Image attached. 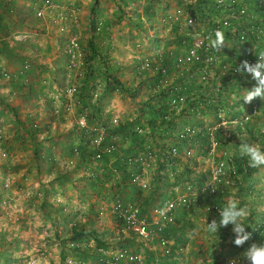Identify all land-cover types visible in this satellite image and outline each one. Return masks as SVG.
<instances>
[{
    "label": "built area",
    "instance_id": "2783aa9c",
    "mask_svg": "<svg viewBox=\"0 0 264 264\" xmlns=\"http://www.w3.org/2000/svg\"><path fill=\"white\" fill-rule=\"evenodd\" d=\"M198 2L203 4L201 10L193 6ZM34 16L42 25H56L59 31L68 34V80L64 88L53 93L54 102L57 104L54 111L60 114L62 110L70 113L77 109L75 127L82 136L81 143L84 154L87 156V170H90L98 162L111 160L116 156L130 173L128 177L130 185L139 187L141 190L150 189L157 173L156 163L159 157L149 144L134 152L123 149L119 135L121 116L109 109L99 107L107 84L97 81L87 98L88 100L84 98L83 79L86 74L87 52L81 45V33L76 28L79 23L78 10L61 5L57 0H38L34 4ZM162 22L165 23V35L169 36L170 40H177L179 48L175 52L173 47L162 45L150 50V47L147 49L141 42H136L132 55L134 71L139 75L148 74L151 76L150 80L159 77L160 85L156 83L153 86L150 83L151 90L155 89L156 92H159L163 88L167 89L170 94V107L179 115L178 125L173 134L177 136L179 142H187V144H184V149L180 151L177 143L176 145L170 142L166 155L161 158L165 164L176 169L179 162L177 158L181 156V152H184V156L187 157L193 155L194 146L185 148V145L193 143L198 146L203 139L207 138L210 144L209 154L213 156V163L201 185V190L214 198L216 195L224 193L238 176L235 160L231 154L225 151L219 158L215 157L218 156L216 150L220 147L219 134L229 130L226 126L228 123L244 132L247 130L248 124L263 113L264 102L262 100L257 98L251 103H245L242 98L247 89L254 88L257 82L250 74H242L235 69L244 60L255 64L259 59L258 54L264 52V0H192L188 3L182 2L167 12L163 16ZM181 24L184 26L178 27ZM104 27V21L99 20L95 31L100 32L104 30ZM218 28L225 32L226 44L216 52L210 47L208 37L214 38L215 30ZM153 35L151 33V37ZM102 56L100 63L104 65L106 57ZM30 67V63L25 62L16 70L1 68L0 75L7 82L14 83L15 86L18 82H22L21 89L18 88L26 90L29 85ZM173 74L176 75L177 82L169 77ZM224 86L236 88L237 94L232 91L227 92L235 97V104L230 103L229 97L224 94L222 96L225 97L224 101L215 104L213 120L207 121L209 120L207 119L197 123L180 121L182 110L185 108L193 110L194 115H208L207 108L206 111H200L204 107L201 104L206 101L209 102L207 104H210V100L213 101L211 95L207 93L214 90L213 96L219 99V93H223ZM18 88L11 91L13 96H19ZM114 90H119V87H115ZM204 90H207V93H204ZM197 99L200 106L194 108L190 104V100ZM261 103L263 104L261 105ZM226 104H231V106ZM33 125L38 126V123L33 122ZM134 130L141 135L146 132L139 125ZM2 152V157L7 159L9 153ZM72 157L74 159H70L69 163L76 165L75 160L81 157V149L78 146L73 148ZM221 166H223V170L216 177L217 191L212 192L211 185H208L206 189V184L212 178L213 171L220 169ZM13 179L10 170H5L3 174H0L3 192H8L13 184ZM119 180L123 179L119 176ZM177 187L175 186L173 190L174 196L171 195L160 203L154 204L148 212L140 200H127L120 195L114 197V202L109 208H101L98 212L99 215H103L106 210L107 213L112 214L123 232H131L145 240L156 237L162 250L161 258L157 255L156 259L152 260L143 253L128 247L119 248L113 244L97 245L84 242L85 240L80 242L73 239L69 242L68 247L71 250L74 247L77 248L76 255L64 254L63 264H167L163 259L172 253L171 241L167 232L176 223L179 211L186 205L189 196L188 190L193 189L192 184L187 183L184 186L187 192L180 194L177 193ZM3 195L0 206L4 209L6 217L11 219L10 213L15 212L16 206L11 201L9 193H3ZM207 207L208 210L219 216L218 208L221 206L217 202L212 200ZM249 233H251L250 238L252 239L253 231ZM85 251L87 254L83 253ZM56 253L55 249L41 247L37 256L33 257L32 264H60L55 261Z\"/></svg>",
    "mask_w": 264,
    "mask_h": 264
},
{
    "label": "rangeland",
    "instance_id": "374dc122",
    "mask_svg": "<svg viewBox=\"0 0 264 264\" xmlns=\"http://www.w3.org/2000/svg\"><path fill=\"white\" fill-rule=\"evenodd\" d=\"M57 1L61 5H64L62 1H59V0ZM180 1L184 3H188L192 0H179V2L177 0H92L94 7L93 9L91 8V15L90 17L88 16V19H87L89 27L87 26V31L86 30L83 31L84 33L88 35H84L81 33L78 27L79 23L76 26L78 31L81 33V45L87 52L86 62L89 63V58L91 56V43H92L91 40L94 41L93 44H95L96 46L97 45L99 46V54L101 56L103 55L106 57V61H105L106 68H102L103 65H101L102 67L101 68L99 67L97 70H95L92 77H88L87 74L90 73V71H88V67H86V71H85L86 74L83 79V83H84L83 92L91 94L93 87L95 86L96 82L99 79H101L102 81L105 79L112 83V85L109 87V91H112V88H115L118 86L119 90H116V91L114 90L116 93L115 95L118 96V100H120V102L122 101L124 103L123 105H125L126 112L129 111L130 113V114L127 113L129 114V116L127 115V117H123V118L121 117V124H124V125L120 127L119 135H120V139H121L120 142L122 144L123 149L125 151L129 150L128 152H130L131 150L130 144H132L135 141L132 138L134 137V132H135V131L133 132V130L138 125L142 126L144 130H146V132L144 133L143 137L140 136V140L142 141H139V145H137L135 149L139 150L140 148H144L145 146H147V144L151 145V147L153 148V150L156 152L157 156L159 157L156 163V167L158 166V169L161 172L159 171L158 174L165 173L170 176V181L169 182L167 181L168 184L165 187L159 186V189H158L157 187H155L157 184H152L150 189L144 190L143 192H141V195H139L141 198V202L150 201L156 197V201L153 204H155L156 202H161L163 199L171 196L167 194L173 193V189L170 192V187L172 185L171 173L174 171L175 168L170 165L167 166L161 159L163 157L162 150H164L165 145H166V143L164 144L163 142L165 141L173 142V141L170 139H167L166 137L162 138V136H159L158 134L159 129L149 125V122L147 119L148 115H146V113H148L150 109L147 106L146 102L150 100L148 98L152 94L151 88L148 83L149 80L151 79V76H149L148 74L139 75L134 71V67L132 64V59H133L132 55L134 52L133 51L134 47L132 49H130L129 47H126L122 51L120 49H121V46L125 47L129 44L133 46V44H136V42L138 41L141 42L143 46L150 47L151 48L150 50H154L158 47H161L162 45H160V43L158 44L155 43V42H159L158 41V39H160L159 36L154 38L155 33H153L154 35L152 37L146 38L145 34H147L148 32L156 31V32H160L162 35H165V31H164L165 23L162 22V18L163 16H165L167 12H169L176 6H179V3H182ZM103 7H104V11L102 12L101 9H103ZM147 8H151V10H153L156 15H155V19L153 20V22L149 24L147 29H145L143 26L141 27L139 23H141L140 22L141 17L145 15V11ZM117 14L119 16L118 21H115L116 18L113 19V16L116 17ZM129 14H133V17H130L131 20H129V17H128ZM106 17L108 19L105 21L104 18ZM97 20L104 21V25H105L104 30L100 32L95 31ZM32 26H35L40 29L44 27V25L41 24V26H39L36 23L34 24L32 23ZM183 26L184 24H181L178 27L181 28ZM112 28L116 30L117 35L114 33L115 31H113ZM47 29L56 30L58 28L56 27V25H48ZM43 32L44 30H42V34H45ZM111 35H114L116 37V40H114V42L116 44L118 42L119 47L116 45H113V47L110 45L108 48L105 47L109 43L113 44V41L111 42L112 40ZM53 36L55 39L56 35H53ZM45 37L46 36H42V39H45ZM167 37L169 38V36ZM12 39L15 40L13 36H12ZM30 39H31V42H30L31 47H29V50L36 51L35 46L33 49V44L38 45L41 42H38V40L34 41L32 37H30ZM61 39L63 42H65V39L63 37ZM9 43L10 42H7L8 51L11 52L9 50ZM19 50L24 51V52L22 51L19 52V56H18L20 57V60L23 58L22 59L23 61L25 57L28 55V53H26L25 48L23 49L19 48ZM112 66H115V70L111 69ZM1 68H0V74H1ZM122 68H125V71L123 73H118V71H121ZM169 77H172V75H170ZM112 79H116V80H112ZM1 82L5 83L7 81L2 77ZM8 83L11 85L13 84L12 82H7V85ZM7 85H3L4 88H6L5 86ZM132 87L138 88L137 89L138 91L135 92V96H132L130 94L131 90L125 91V88H132ZM17 88L18 87H13V89H17ZM31 88L32 87L28 86L26 90L22 89V91L18 88L19 97L20 96L22 97V94H20V91L23 93V96H26V93L29 92ZM35 89L36 91H41V90H38L37 87L33 88V90ZM204 91L206 93V90ZM231 91L237 94L236 88L234 89L231 88L229 92ZM30 94L31 93H29V95ZM32 94H34V92H32ZM227 95L230 99V103L235 104L236 99L233 98V96L230 95L229 93ZM2 103L3 102H1L0 104V146H1L0 148V174H3L5 170H10L13 174L14 179H13V184L11 188L8 190V192H3V190L1 189V183H0V200L2 199L1 196L3 195V193L4 194L9 193L11 197V201L13 202L14 206H16V210L15 212L10 213L12 218L8 219L6 215L4 214V209L0 206V237L2 236H7L8 238L16 237L17 238L16 244H18L19 247L16 248L17 245L16 246L11 245L9 250H11L13 254L6 256V257L0 256V264H32L33 257L35 258L37 256L38 250L41 247L55 249L57 251L54 257L55 261L57 263L60 262V264H63L62 260H63L64 254H75L76 255V252L74 250H71L68 247V244L64 243L65 242L64 240H60V242L58 243L52 240L53 239L52 232H54V228L50 226L53 229V231H51L52 229H49L50 227L48 225L50 223L51 224L53 223L54 218H51L50 220L48 218L46 219L45 216H43V215H47L43 213L44 211L40 212L38 207H36L35 205L34 207L32 205L31 207L29 206L30 202L29 200H27V198L31 196V191H29L28 189H32L34 183H38V181H34V179H32L31 171H29V168H25L24 166L20 165V162L15 159L17 154L16 152H14V149H16L14 147L15 144H13L14 140L11 141V139H6V135L9 136V134H7L8 130L7 129L3 130V128L4 126H9L10 122H14L13 116L16 114V111L13 108V105H11L10 103L8 102L5 103V106H2ZM28 106L29 104L27 102V107ZM202 106H204L205 109L207 108L205 105H202ZM27 107L26 106L24 107L23 112L27 111L25 109ZM19 110H21V108H19ZM76 112H77V109H74V113ZM20 115L23 116L21 111H20ZM208 117L209 116L207 115H195V117H193V119L195 120H191V121L197 123V122L205 121L209 119ZM213 119L214 118L211 116V118L207 121H210ZM33 122L34 121H32V123ZM226 126L228 127L229 130L228 131L226 130L225 132L220 133L218 136L219 141L222 142L223 144L220 143V147L216 150V153L218 154V156H215L216 158H219L223 154V152L227 151L229 154H231L232 158L235 160V157L237 156V154H239V145L243 143V140L250 142V143H259L261 147L264 148V133L260 132V128L264 126V110L261 115L256 117L252 122L248 124L247 130L244 132L237 130V128H235L234 125H232L231 123H228ZM13 127H15V125H12V128ZM125 132L128 135L127 134L126 136L122 135ZM259 133L262 134L261 135L262 137L257 139V137L255 136ZM15 134L16 132L13 133V135ZM2 139L4 140L3 143H2ZM205 142L207 143L204 144ZM200 144L202 145L199 146L201 147L199 149H197L198 148L197 145H194L193 143H188V145H185V148L187 146L188 147L194 146L193 155H191L190 157L184 156V152H181V157H180L179 162L181 160L183 161V164L181 166L183 167L184 171L182 174L183 175L185 174L188 176L186 182H188V184H192L193 186V189L188 190L187 192V190L184 187L186 182L185 183L182 182L183 186L180 185L182 187L181 190L183 189L182 193L187 192L189 194L186 205H184L183 210L185 212L190 211L194 213V216L199 218L198 222L204 227L206 223H204L203 221L206 219L209 221V223L211 222L212 219L219 220L217 214L208 210L207 205H209V203H211L212 200L213 202H217L223 207L228 198L235 197V198H238L242 203H246L250 207L251 214L258 212L255 215L256 223H258V220L261 217L264 218V166L255 168L254 171H252V172H256V174L259 173V175H261L260 179H256L257 175H255L254 186L251 187L250 186L251 184L249 185L248 181L243 180L244 178L243 175L239 174L237 177V180L235 179L233 184L230 187H228L224 193H222L221 195H216L214 198L210 197L205 192L200 191L201 189L200 186L204 182L205 178L203 177L205 176L206 173L207 174L209 173V168L212 167V163H213L212 157L213 156L209 155V150H208L209 144H208L207 138L203 139ZM4 145H7V148ZM162 145H163V148H162ZM55 147L57 148V146ZM26 148L29 149L28 146H26ZM2 151H7L9 153V157L7 159L2 157L1 155V153H3ZM82 156L83 155H82V150H81V157ZM61 164L62 165H59L56 170L59 172H62L60 173L61 176L64 175L65 172L70 173L72 177H70L69 179H70L71 186L73 187L71 189L80 191L81 190L80 188L83 184V181L80 179L82 178L86 170L84 171L83 167L81 166L77 167L75 166V164L74 165L70 164L69 160L67 162H62ZM106 165L107 164H104L102 167ZM92 168H95V165ZM115 169H117V167L116 168L114 167V170ZM103 172L106 175V178L104 177L103 179H107V180L106 181L104 180V182H100V185L104 186L105 188H112L118 185L116 183L119 180V176L113 177V181H112V179H110L111 175H109L112 171L103 170ZM103 172L99 171L98 172L99 176H102L101 174ZM116 173L118 175L120 174V177H123L122 171L119 172L117 170ZM158 174L156 173V175ZM87 175H89L91 179H94L95 175H92V176L90 174H87ZM176 176L178 179H180V176L178 175ZM25 177H27V179ZM201 177L203 178L202 182H200ZM18 178L26 182L23 187L20 186L19 184L20 182L18 181ZM166 179L169 180V177H167ZM90 182L93 183L94 181L92 180ZM25 189H26V192L23 193ZM41 197L42 196L38 195L36 198L38 201L44 202L46 199L41 198ZM36 198H34L33 200H36ZM108 199H109L108 201L105 199L106 202L111 203L112 202L111 199H113V197L111 198V196L110 197L108 196ZM19 201L23 202L24 207L26 206V209H25L26 213L23 215V217H22V214L20 213L21 210L19 211V208L21 206L20 205L21 203L19 204ZM38 201H35L36 205L38 204ZM253 204L256 206L254 209V212L252 211L253 207H251ZM152 206L153 205H151L149 208H151ZM96 207L97 206H95V208ZM187 215L190 216L188 213ZM77 216L79 217V220H80L81 217L79 213L77 214ZM97 216L98 215L95 213V211H92L89 214H86V219L88 218L90 220H94L95 222L96 220H100V221L106 220V218L95 219ZM65 218L68 219V223L64 225L62 224V226L64 227L72 226L74 217L70 216V218L68 217H65ZM65 218L63 219L67 222ZM57 220H60V219L58 218ZM85 221L87 222L88 220H85ZM110 221L112 222L114 229L112 232L110 230H104L103 232H106V233L104 234L105 237H102V238L108 240L109 245L113 244L119 248L120 247L127 248L128 247L127 240L129 237H131V235L128 236V234L131 232H123L121 227L118 225L117 221L114 218H112V220ZM248 222L250 221L247 219L245 221L246 225L249 224ZM101 224L103 225L105 224V222H101ZM102 225H99V226H102ZM85 226H86L85 223L82 224V227H85ZM186 226L188 228V232L190 233V235H194L195 237H193L192 239H190L189 237L188 239H186V242L182 243L183 245L179 244L181 243L179 240V237H176L174 235V234H177V232L172 231V229L168 230L167 233L171 241L172 253L170 256L165 257L163 259L167 264H230V261L234 259L237 260L239 264H247V261L243 258V253L247 250L250 243L249 244L245 243L242 247L235 246L232 243V240L234 239V233L232 232V225L220 228L221 230L220 232L214 233V235L216 236L214 235L208 236V230L205 229L206 227L205 228L198 227V223L196 222V219H193V220L190 219ZM195 227H198L200 234H202L203 232L207 233V237L205 236V237L200 238V237H197L196 234H193L191 230H193ZM94 228H97V227H94L93 225V227L90 226L88 227V229L86 228V230L89 231ZM257 228H259V226H257ZM262 228H264V224L262 225ZM36 231H38L42 235L38 234L35 239V242H30L29 240L32 239V236L34 237V235L37 233ZM262 233L264 235V231ZM22 240H27L28 242L22 243ZM36 240H40V241H36ZM93 240H94V237L89 239V241L88 240L87 241L88 243L90 242V243L95 244ZM87 241H84V242H87ZM263 242H264V239H263ZM180 249L181 250L184 249L186 251L189 250V251H192V253H186V252L183 253V251L180 252ZM195 249H198V250H195ZM45 264H49V263H45Z\"/></svg>",
    "mask_w": 264,
    "mask_h": 264
},
{
    "label": "crops",
    "instance_id": "0c3cea01",
    "mask_svg": "<svg viewBox=\"0 0 264 264\" xmlns=\"http://www.w3.org/2000/svg\"><path fill=\"white\" fill-rule=\"evenodd\" d=\"M38 0H0V68H5L8 70H16L19 69L25 62L29 61L31 68L29 69L28 75H29V87L31 88V92H27L26 96H23V93L20 91V94H22V97L16 96L14 97L10 90H13V87H19L21 89L22 82H18L16 86L14 83L11 85L7 82L2 83V77L0 76V104L2 103V106H5V103H10L13 105V108L16 111V116H13L14 122H10L9 126H4L3 130H8V135H6V139H11V141L14 140L13 144L16 149H14V152H16L15 159L20 162V165L24 166L25 168H29V171H31V177L34 179V181H38V183H34L32 189H28L31 191V196L27 198L29 200V206L31 205L34 207H38L40 212L44 211L43 215L47 219L54 218L53 223L49 224L48 226L54 228V232H52V237L55 242H60V240H64V243L69 244L71 240H73V235L76 232H79L82 228V224H86L85 228L88 229V227L94 225V228L98 233L101 234V237H105L104 234L106 232H103L104 230H110L113 231L114 227L110 220H112L113 215L110 213H107L105 210L103 215H99V211L101 208H109L113 202L114 197L116 195H120L122 198L127 200H140L141 198L139 195H141V192L144 190H141L139 187L132 186L128 182L127 179H129V171L124 167L123 164L120 163V160H117V157L114 156L111 160L107 159V161L98 162L95 165V168H91L90 170H87V156L83 154V156L79 159H76V165L77 167L81 166L83 167L85 173L82 176L80 180L83 181V184L81 186V190H72L73 188L70 183V177L71 174L68 172H65L64 175L61 176L60 173L56 169L59 165H62V162H67L70 159H74L72 156V148L78 145V147L83 148L81 144V138L80 132L75 127V119L76 114L74 111L68 113L64 110L61 111L60 114L55 113L54 107L57 106V104L54 102L53 99V93L57 90H60V88H64L66 81L68 80V73H67V65H68V55H67V36L68 34H65L63 32H59L58 29L56 30H50L47 29L48 26L42 27V29L37 28L35 26H32V23H36L37 25L41 26L40 22L35 18L34 16V4ZM64 3L65 6H70V8H75L78 10V16H79V29L82 34L88 35L84 33L83 31H87L88 24V16L91 15V8L93 9V2L92 0H59ZM115 3V2H113ZM104 5V4H102ZM96 7V6H95ZM123 7V5H122ZM102 12L104 11L101 9ZM117 11V10H116ZM117 13V12H116ZM100 14V13H99ZM118 14L117 16H113V19L115 21H118ZM129 20L130 17H133V14H129ZM108 18H104L106 21ZM151 19H149L145 13L141 17V27L143 26L145 29L151 24ZM98 20L96 21L97 24ZM110 24V23H109ZM138 25V24H137ZM89 27V26H88ZM42 30H44L42 34ZM48 30V31H47ZM89 30V28H88ZM114 33L117 35V32L114 28H112ZM157 30V29H156ZM150 33H155V37L159 36L160 39H158L159 42H155L156 44L160 43V45H164L166 47H173L174 51L176 52L179 48L178 41L177 40H170L166 35H162L160 32H148L145 34L146 38L151 37ZM52 34V35H50ZM98 34V33H97ZM56 35L55 39L54 36ZM12 36L14 39H12ZM42 36H46L45 39H42ZM32 37L34 41L38 40V45L33 44L36 48V51L29 50V47H31V39ZM65 39V42L62 41L61 38ZM113 44H107L105 46L108 48L110 45L113 47V45H116L119 47V44L114 42L116 40V37L114 35H111ZM162 37V38H161ZM32 41V42H34ZM9 43V50L8 51V44ZM130 44L127 46H121V51L124 50L126 47H129L132 49L134 47ZM145 47V46H144ZM152 47V46H151ZM19 48H25L26 53L28 55L25 57V59L22 61L20 60L19 52H24L23 50H19ZM149 48V47H145ZM112 49V48H111ZM119 50V49H118ZM117 51V49H116ZM13 53V54H12ZM104 54V53H103ZM17 55V57H16ZM131 56V55H130ZM131 62V61H130ZM129 62V63H130ZM102 68H105L104 66ZM63 69V70H61ZM112 69L115 70V66H112ZM118 70V68H117ZM125 71V68H122L121 71H118V73H123ZM60 73V74H59ZM117 73V72H115ZM59 74V75H58ZM121 75V74H120ZM172 79L177 82V77L175 74L172 75ZM101 81V83L107 84L104 97L102 99L101 105L99 107L103 109H109L110 111L120 115L122 118L129 116V111L126 112L124 103L120 100H118V96H116L114 88H112V91H109L108 87V81L107 80H101L99 79L98 82ZM2 83V84H1ZM149 86H151L150 82ZM3 85L6 88H4ZM37 87L38 90H33V88ZM33 90V91H32ZM109 91V92H107ZM32 92H35L32 94ZM29 93H31L29 95ZM89 93L84 92V98L88 100ZM235 98V97H233ZM27 102L29 106L27 107ZM27 111H24V107ZM21 108V110H19ZM212 109V108H211ZM214 109V108H213ZM20 111L23 116L20 115ZM193 110L185 109L184 113L181 114L180 121H190L195 120L193 119L194 113ZM200 111H206V109L203 107L200 109ZM214 111V110H213ZM131 112V111H130ZM129 113V114H127ZM133 113V112H132ZM146 113V115H148ZM215 112L208 111V118L210 119L211 116L214 117ZM136 115V113H135ZM22 117V119H21ZM192 117V118H191ZM29 120V122H28ZM32 121L37 122L39 129L38 133L34 134V138L31 137V135L28 133L27 128L31 127ZM25 123L23 125L22 123ZM180 122V123H181ZM8 124V123H7ZM12 125H15V127L12 128ZM16 132L15 135L13 133ZM126 132L122 135L126 136ZM128 135V134H127ZM133 138V137H132ZM134 139V138H133ZM2 139V143H3ZM142 141V140H139ZM139 141H134L132 144H130V148L133 151H136V146L139 145ZM83 142V141H82ZM165 145V150H167L168 145L170 142L165 141L163 142ZM201 143V142H200ZM205 142L204 144H206ZM223 144L222 142H220ZM81 144V145H80ZM209 144V143H208ZM202 144H199L197 149L201 148L199 147ZM210 145V144H209ZM3 146V145H2ZM7 148V145H4ZM26 146L29 147V149L26 148ZM57 146V148L55 147ZM1 148V146H0ZM163 148V145H162ZM161 149V148H159ZM58 150V151H57ZM130 150V151H131ZM209 150V148H208ZM129 151V150H126ZM210 155V154H209ZM181 157V156H180ZM179 157V158H180ZM104 164H107L106 166L102 167ZM183 164V161L177 163L176 170L171 173L172 177V185L170 187L171 190L175 189V186L177 187L178 191L177 193L182 194L181 186H183L182 182H186L188 176L183 175V167L181 166ZM68 165V164H67ZM10 166V165H8ZM114 167L119 172L122 171L123 180H118L115 187L112 188H105L104 186H99L100 182H104L107 179L106 175L104 174L103 170H109L112 171L109 175H111L110 179L113 181V177L120 176L116 173V170H114ZM158 169V166H157ZM102 171V176H99L98 172ZM160 170H157V174ZM161 172V171H160ZM87 174L95 175L94 179H91V177ZM113 174V175H112ZM180 176V179L177 178V176ZM256 179H260L261 175L259 173L256 174ZM207 176V173L203 178ZM28 177V176H27ZM27 177H25L27 179ZM169 177V180L166 179ZM201 177V180L203 179ZM94 181L93 183L90 181ZM18 181L20 182V186L23 187L26 183L24 180L18 178ZM155 181V182H154ZM160 181V182H159ZM162 181V182H161ZM170 181V176L167 174L159 173L155 176L154 180L152 181V184H157L155 187L159 189V186L165 187ZM68 182V183H67ZM202 182V181H200ZM186 182L185 184H187ZM127 185V186H126ZM71 186V187H70ZM99 186V187H98ZM200 191H202L200 189ZM26 192V189L23 193ZM42 196L41 198L46 199L44 202H40L37 200V196ZM156 195V194H155ZM167 195H175V192L172 194ZM21 196V195H19ZM108 196L111 198L113 197L112 202H106L108 201ZM36 198V200H33ZM50 198V199H49ZM140 198V199H139ZM106 199V200H105ZM35 201H38V204L36 205ZM156 201V197L153 200L150 201H142V203L146 206L145 210L146 212L150 211V206L154 205L153 203ZM21 203V204H20ZM160 202H156L155 204H158ZM19 204L21 205L19 208L20 213L23 215L26 213L23 202L19 201ZM95 206H97L95 208ZM24 208V209H23ZM95 211V213L98 215L95 219H103L106 218L104 221L96 220H90L86 219V214H89L90 212ZM80 214V220L77 214ZM187 213L190 215L188 216ZM210 214V213H209ZM196 215V214H195ZM70 216L74 217L73 222L76 220L77 223H79L78 227L73 228L72 226L64 227L62 224L68 223V219L65 217L70 218ZM60 220H57V219ZM65 218L67 222L63 219ZM190 219H196V222L198 223V227H203L198 221L199 218L194 216V213L192 212H185L183 209L179 211V214L176 219V223L171 226L170 229L172 231H176L177 234H174L176 237H179V240L181 243L180 245H183V242H186V239L190 237L192 239L195 237L194 235H190L188 232L187 224ZM47 220V221H49ZM85 220H88L87 222ZM70 221V220H69ZM100 221V222H99ZM207 219L203 222L206 223V225L203 227L207 229ZM72 222V223H73ZM101 222H105V224H101ZM209 222V221H208ZM98 224V225H97ZM102 225V226H99ZM49 229H52V228ZM198 227H195L191 232L193 234H196L197 237H207V233L203 232L202 234L199 233ZM53 231V229L51 230ZM102 231V232H101ZM37 233L32 236V239H30V242H35V239L37 235H42L38 231ZM131 235V237L127 240L128 248L135 250L139 253H143L146 255L149 259L155 260L156 256L161 258L162 250L159 247L157 243L156 237H153L152 239L145 240L143 238H140L136 236L135 234L129 233L128 236ZM214 233L208 231V236H213ZM216 236V235H214ZM12 237V236H11ZM51 237V238H52ZM93 237L84 235L81 240L78 241H89ZM26 239V238H25ZM206 239V238H205ZM40 241V240H36ZM87 241V242H88ZM28 242L27 240H22V243ZM93 242L96 241L93 240ZM112 242V241H111ZM157 243V244H156ZM93 244V243H92ZM194 244V243H193ZM198 244V243H197ZM19 246H16L18 248ZM198 250V249H195ZM183 253H192V251H186L181 250L180 252Z\"/></svg>",
    "mask_w": 264,
    "mask_h": 264
},
{
    "label": "trees",
    "instance_id": "16d2710c",
    "mask_svg": "<svg viewBox=\"0 0 264 264\" xmlns=\"http://www.w3.org/2000/svg\"><path fill=\"white\" fill-rule=\"evenodd\" d=\"M177 1L179 2V0H177ZM180 2H182V1H180ZM191 5H193V4H191ZM193 6H195L196 9L201 10L203 4L201 2H198L196 5H193ZM145 13H146L147 17L152 20L151 21V23H152L153 20L155 19V15H156L154 13V11L151 10V8H147ZM91 42H92L91 43V56L89 58V63H87L88 71H90V73L87 74L88 77H92V75L94 74L95 70H97L99 67L101 68L102 67L101 65H103V63H100L102 58H100L101 55L99 54V46L98 45L96 46L95 44H93V42H94L93 40H91ZM103 66H105V64ZM105 68H106V66H105ZM61 70H63V69H61ZM112 80H116V79H112ZM149 82L152 83L153 86L156 83H158V85H160L159 77L154 78V79L150 80ZM111 85H112V83L110 81H108V87H110ZM137 89L138 88H135V87L125 88V91H130L131 90L130 94L132 96H135V92L138 91ZM230 89L231 88H229L228 86H224L223 87V93H219V95H220L219 99L215 98L213 96L214 95V93H213L214 90H211V92H208V93H207V90H206V93L210 94L211 98L213 99V101L210 100V104H207V103H209L207 101H206V103L204 102L206 107H207V109L209 111H211V112H214L213 110H215V108H216L215 104L216 103H222L224 101V98H225V97H222V96H224V94L226 96H228L227 92ZM151 91H152L153 95L151 94V96L148 98L151 101L148 100V102H146L147 106L150 109L149 110V114L147 116L149 125L152 126V127L158 128L159 129L158 134H159V136H162V138L163 137H166V138H169V139L171 138L173 143H175V144L177 143L178 147H179V150L182 151V149H184L183 145L187 144V142H181V141L179 142L177 136H174V134H173L174 131H175V128L178 125L179 115L176 114L175 110H172L171 107H170V94H169V92L165 88H163L159 92H156L155 89L151 90ZM204 93H205V91H204ZM215 100H218V101L215 102ZM190 104L194 108L196 106H200V103L198 102V99L197 100H190ZM203 104H201V105H203ZM262 104L263 103H261V105ZM226 105L231 106V104H226ZM262 106H263V110H264V105H262ZM185 109L182 110V113H184ZM14 116H16V115H14ZM194 117H195V115H194ZM214 117H215V114H214ZM28 122H29V120H28ZM189 122H191V120L190 121H185V123H189ZM22 124L25 125L24 122ZM123 125L124 124H121L120 127H122ZM120 127H119V129H120ZM38 129H39V126H34L33 123L31 125V127L27 128L28 133L31 135L32 138H34V134L38 133ZM134 131L135 130H133V132ZM261 135L262 134L259 133L255 137H257V139H258V138L262 137ZM140 136L143 137V135H141V134H139L138 132L135 131L133 138H134L135 141H139L140 140ZM82 147H83V144H82ZM72 150H73V148H72ZM81 150H82V155H83L84 154V148H81ZM162 151H163V156H165L166 153H167V150L164 149ZM131 152H134V151L131 150ZM72 155H73V151H72ZM177 160H180V158H177ZM234 164L236 166L237 174L238 175L239 174L243 175V177H244L243 180L248 181L249 185L251 184L250 185L251 187L254 186V177L256 175V172H252V171H254L255 168L249 167L248 161H247V157H241L240 154H237V156L235 157ZM166 165L168 166V164H166ZM237 177L235 178L236 180H237ZM99 186H102V185H99ZM216 200H217V198H216ZM251 207H253L252 211L254 212V209H255L256 206L253 204ZM256 213H258V212H255L254 214L250 215V218H248V220L250 221V222H248L250 224V226H246V231H248V232L253 231V234H254V237L252 239L250 238L246 242L248 244L250 243L249 246L252 243H254V242H256V243L263 242V239H264V235L262 233L264 231V228H262V225L264 224V218L261 217L258 220V223H256V220H255ZM218 218H219V216H218ZM74 222L72 223V227L73 228L78 227L79 223H77L76 220ZM257 226H259V228H257ZM84 235H87V236L89 235V236L94 237V240L96 241L97 245L109 244V241L104 239V238H102L101 234L98 233L95 229H91V230L88 231V230H86L85 227H82L81 230L79 232H76L73 235V237H71V238H73L74 240H81V238ZM16 240H17L16 237H12V238H8L7 236L0 237V256L6 257V256H9V255H12L13 252L11 250H9V249H10L11 245H14V246L17 245L18 246V244H16ZM73 250L75 252H77V248L74 247ZM83 253L87 254V251H85ZM63 257H64V255H63Z\"/></svg>",
    "mask_w": 264,
    "mask_h": 264
},
{
    "label": "clouds",
    "instance_id": "9594fccd",
    "mask_svg": "<svg viewBox=\"0 0 264 264\" xmlns=\"http://www.w3.org/2000/svg\"><path fill=\"white\" fill-rule=\"evenodd\" d=\"M208 40L210 47L217 52L226 44L225 32L218 28L215 30L214 38L209 36ZM258 56L259 59L255 64L244 60L235 69L242 74H250L257 82L254 88L251 90L247 89L243 94L242 98L245 103H251L257 98L264 101V52L259 53ZM260 132L264 133V126L260 128ZM239 154L241 157H247L249 167L258 168L264 166V148L259 143H250L243 140V143L239 145ZM222 170L223 166L213 171V176L207 182L206 189L208 185H211V191H217L216 177ZM218 211L219 220L212 219L210 223L207 221V230L212 233H218L221 231L220 228L232 225V232L234 233L232 243L237 247H242L251 237V233L246 231V226L248 225L245 223L251 215L250 207L246 203H242L238 198L230 197L223 207L218 208ZM243 258L247 261V264H264V242L252 243L243 253ZM237 262L234 259L230 261V264H237Z\"/></svg>",
    "mask_w": 264,
    "mask_h": 264
}]
</instances>
